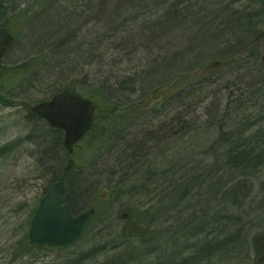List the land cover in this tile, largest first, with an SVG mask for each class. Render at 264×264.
I'll return each mask as SVG.
<instances>
[{"label":"rangeland","instance_id":"1","mask_svg":"<svg viewBox=\"0 0 264 264\" xmlns=\"http://www.w3.org/2000/svg\"><path fill=\"white\" fill-rule=\"evenodd\" d=\"M110 1L111 4L108 3L104 9H100L95 8L98 6V0H4L0 17L8 19L6 27L16 40L1 66L0 73V150L11 144L14 147L6 154H0V264H102L117 253H128L134 249L127 255L134 257V252H143L147 247L151 248L150 259L140 261L136 258L134 264H147L155 260L158 264H178L187 257L191 261L193 255H197L196 249L201 247L193 245L197 241L193 242V239L187 237L179 238L181 242L175 244L167 241L170 230L169 227L165 228L166 225L163 228L161 224L148 228L145 221L135 215L146 206L141 204L145 202L144 197L137 193L119 197L110 193L108 188L112 184L109 176L116 171L114 167L112 168L114 159L112 151L119 148L116 147L118 144L97 151L93 146L88 147L85 142L74 149L68 163L72 162L76 169L85 167L87 170L80 172L79 176L77 173L71 174L65 190V198L74 201L75 207L80 208V211L90 207L96 209L85 236L69 248L55 250L31 247L25 241L29 216L50 185L46 183L45 169L40 167V149L27 142V137L33 135L35 140V136L40 135L37 119L32 116L29 108L50 96V92L57 88L47 91L50 85L40 78L45 75L41 70L42 66L52 56V48L46 42L50 41L53 45L63 40L60 46H63L64 51L81 46L82 48L77 47L70 51L71 57L80 58L83 55L87 59L86 52L89 54L91 52L93 57L89 56L87 59L89 64L79 67L84 68L82 74L89 72L87 75L88 78L90 75L89 83L94 77L96 79L100 75L106 76L112 72L119 71L125 78L134 74L135 81H139H136L135 85L139 90L137 93L140 102L143 100L141 91L145 90L149 83L145 84L138 78L146 71L152 73L163 69L158 79L164 80L157 82L150 90L167 86L164 94L170 96L173 87L180 89L184 86L185 80L195 78L199 80L203 72L214 71L224 66H227V69L224 68L222 71L233 72L236 59L246 55L243 51L217 54L219 52L217 45L223 38L226 37L227 42L221 44L220 48L223 49L229 44L228 33L225 36L227 28L231 27L234 35L240 31L237 27V22L241 23L239 16H233L231 19L225 16L226 20L224 18L225 23L222 25V17L217 18L215 24L219 28H215L210 24L198 25L200 19L193 15L185 27L179 17L170 14L154 26L156 21L164 18V12L173 6L176 7L175 5L177 11L189 7L194 13L205 15L206 7L214 8V0H132V4L130 0L123 2L117 0L119 5L115 0ZM255 1L219 0L216 9H220V14L217 16L223 14L221 8H224L223 11L227 14L234 10L246 13L258 11L259 7ZM119 7L120 12L116 15L118 17H114L110 9ZM113 22H116L115 25ZM53 23L58 25L56 29ZM256 31H259V42L256 47L259 49L258 56L261 57L264 51V28L258 27ZM203 34H206L209 40L211 37L210 45L207 47L200 41ZM47 35L52 37L48 38ZM120 36L128 37V41L131 42L126 49H123ZM47 54L49 57L46 58ZM26 63H29V66L24 70L20 69ZM151 75L146 74L149 77ZM225 75L227 74L222 77ZM189 77L190 80H187ZM177 105L175 102L173 107ZM172 116L162 115L156 121V129L159 131L157 136L166 141L169 135L172 143L167 151L168 161L174 159L181 163L179 166H183L184 161L179 158H183L182 154H186L190 148L194 151L193 154L198 155L195 159L204 158L203 152L207 146L202 148L197 145V141H190L187 137L183 143L176 138L177 127L175 125H173L175 128L168 127ZM147 117L143 116L142 122H145ZM251 129H257V126ZM209 134L213 133L208 132L204 139H207ZM150 145L153 147V143ZM204 162L209 165L211 160ZM64 165L58 169L60 173L64 172ZM180 174L181 172H178L177 175ZM81 178L85 179L84 185L79 184ZM259 179L264 181V177L260 176ZM258 183L259 180H256L255 184ZM89 185L94 187L95 191L87 190ZM229 186L232 185L227 184L226 189ZM183 187H186V184ZM123 189L127 187L124 186ZM243 211L245 212L246 208ZM121 212L134 216V221L144 229V235L136 237L135 233L129 234L131 228H126V222L118 217ZM240 221V225L234 224L233 229L239 231L237 232L239 239L246 244L247 255L244 264H255L257 257L264 255V247L258 249L257 245L253 244L256 237L264 236V218ZM161 229L164 230L158 235ZM149 235L153 236L152 241L143 239ZM227 236L228 233L225 232L221 239L225 240ZM236 238L238 236L234 235L233 241ZM122 240L128 242L129 246L118 245ZM224 243L228 250L231 242ZM176 244L179 245L178 248L175 247ZM112 245L115 250L109 251L108 248ZM262 245L264 246V242ZM224 253L229 262L227 264H236L238 260L233 252ZM127 256L112 258L110 263L125 264ZM214 262L219 264L217 260ZM200 264L214 263L210 261Z\"/></svg>","mask_w":264,"mask_h":264},{"label":"bare ground","instance_id":"2","mask_svg":"<svg viewBox=\"0 0 264 264\" xmlns=\"http://www.w3.org/2000/svg\"><path fill=\"white\" fill-rule=\"evenodd\" d=\"M218 3L219 1H214L213 6L216 7ZM255 3L260 6L264 5V2H260L259 0H256ZM101 4L102 3H100L99 1L98 6L95 8L101 7L100 6ZM175 6L176 7L173 6L169 10L164 12V18L162 17V19L156 21V24L154 26H157V24L162 20H164L167 15L173 14L180 18V21L183 23L185 27L189 24L190 22L189 18H191V16L193 15L196 18L200 19L198 25L202 26V25L210 24L215 28H219V26L215 24L216 21L215 19L222 17L221 18L222 19L221 25H222L225 23L224 21V18L226 20L225 16L231 19L233 18V16L236 17L238 13L237 10H234L230 14L225 13V15L217 16L214 8L209 6L206 7L207 10H205L207 14L203 15L200 13H194L189 7L188 8L185 7V9H182L181 11H177L176 10L177 5ZM218 10L219 9H217V11ZM110 11L115 17L118 14V12H120V7L116 9L111 8ZM206 21H208V23ZM176 26L179 27V25ZM176 35L177 34H175V36ZM205 35L206 34L202 35L200 41L206 44L204 46L207 47L211 40V37L209 40V37ZM235 37L236 38L234 37L227 38L229 39L228 41L229 44L222 49L220 48V45L221 44L224 45L227 42L225 41L226 38H223L217 45L219 49V52L217 54H221L223 52L231 53L235 51L247 52V49L249 50L253 48V46H249L246 44L244 45L243 42H239L237 40L239 38L238 36ZM254 46L256 47L257 44ZM225 67L226 66L217 69L218 73L220 72V70H224ZM244 68L245 65H239L234 69L233 72L225 75L222 78H218L216 81L208 80L199 83L198 85L200 86L199 89L197 90L195 89L193 92L185 95L181 99L180 104L176 108H174L175 110H173L170 114L169 113L165 114L166 116L173 115L172 120L169 121L170 123L168 124V127H170V129L175 128L173 125L177 127L176 131L178 137L176 138L179 141L183 143L185 138L187 137L188 140L190 141L192 140L197 141V145L201 146L202 148L203 146H207L206 151L203 152L204 158L201 157V160H197V158L195 159V157H198V155L193 154L192 152L194 151L190 150L191 148L189 149V147H186L187 149H189V151L186 154H182L184 157V162L182 164L183 166H179L181 163L174 161V159H172V161H168V155H169L167 152L168 147L172 146L169 135L166 137V141L163 140L162 137L157 136L156 143H154L155 148L153 149L154 154H157L156 159L154 164L151 163L150 165H147V167L144 169L145 180L147 182L142 185L143 187L142 186L140 187L142 182L137 181L139 180V177L134 175L135 170L132 169V168L135 169L137 168L136 166L137 163L136 162L131 163L130 161L129 162L130 164L127 163L123 165L125 167L120 168V164H121L120 162L124 161L122 159L124 157H127V154L124 150L122 151V149L120 148H114L112 151L114 155L112 168L114 167L116 171H113L112 175L109 176L110 177L109 180L112 182V184L108 187L110 193L116 192L117 194L114 195L119 196V192L125 190V192L119 197H124L123 196L124 194H128V195H130L131 193L140 194L141 196L144 197L145 200V202L142 201L143 203L141 204H145L146 206L144 205L145 207L143 208V210L141 212H137L135 215L143 219L148 228L157 227V224L163 225L161 226V228H163L166 225L165 228L169 227L170 230L168 233L167 241H171V243L175 244L177 242L178 243L181 242L179 238L184 239V237H187L189 239H193V242L197 241L196 243H193V245L201 246L200 248L196 249L197 255L196 256L193 255L191 261L190 258L187 257L181 260L178 264H200L201 262L208 263L210 261H212L215 264L214 262L215 260H217L219 264L220 262L225 264L229 263L227 261L228 260L227 257H225L224 255L225 254L224 251H226V253L233 252L234 255L237 256L238 254L236 249L243 243L242 240L239 239V234L237 233L239 231L233 229L234 224L240 225L241 223L240 220H247V219L251 220L252 218L253 221H256L259 220L260 218L262 219L264 218V216H262V214L259 215L258 210H256V209L264 208L263 188L257 187L255 181H253L252 179L249 183L247 182V180H244L242 178L237 179L234 183L229 182L228 179L232 176L231 172L226 169L222 170L224 165L230 162L234 163V162L242 161L241 153L245 150H248L251 145L245 143L242 147L237 148V145L239 143L243 142L244 140L249 141V139L255 138L261 133H264V115L255 116L252 111H247L244 115L245 117H248V125L245 121H243L242 116H240L239 119L233 120L232 118H230L231 110L229 107L232 101L226 100L227 101L226 102L223 100V97L225 98V96L226 99L234 96V101L238 97V92H236L237 87L235 86H238L237 82L239 81V79L245 77L246 70ZM155 73L154 72L149 73L148 71H146L143 74L155 75ZM88 74L89 72L87 73V75ZM134 76H135L134 74L132 75L130 74L126 77L132 78ZM92 80L93 81L96 80L95 77ZM161 80L158 79V81L155 80L152 83H149V85H147V88L141 91L143 95L146 92H148L150 89H152L154 86H156L155 84L157 82H160ZM120 83L122 84V88H121L122 96L120 97H118L117 95L115 96L113 95L114 93L112 92L113 91L112 89L115 87V85L112 84V82L107 83V88L109 92L113 95L114 98L117 99V103L119 104L120 107H123L128 104H132L133 102H135L137 98L140 97V96L138 97L137 92L132 95L129 94L127 87L128 85L131 84L130 81L122 79ZM121 84L119 85L120 87ZM95 85L102 86L98 83H96ZM133 87L136 89V86L134 84ZM58 92L60 91L50 94V96L46 97L42 101H48ZM76 94L88 101H91L96 111L93 100L88 99L79 93ZM243 101L244 100L239 102L237 108L243 104ZM237 102H238V98H237ZM38 103H40V101L35 103L34 105ZM240 110L242 112L246 111L244 107H240ZM238 112L240 115L241 112L239 110ZM248 114H251V116H248ZM156 121L152 125H150V127L156 126ZM166 122L168 123V121ZM261 123H263V125L261 126L262 130L251 129L252 127L254 128V126H257L258 128V125H260ZM212 124H215L217 128L210 129V126ZM143 129H147L146 124L136 126L135 128L132 129L131 134L133 135L135 132L138 134V131H141ZM89 131L87 132V134L89 133ZM208 132H212L213 134L212 135L209 134V136L206 137L208 141H204L207 140L204 139V135L208 134ZM124 137L125 136L123 135L111 136L109 138V142L111 145L117 144ZM201 139L203 140L204 143L202 142ZM224 142H229V145H225ZM173 144H175V142ZM210 154L217 157L218 163H214L215 162L214 159L216 158L214 159L213 157L209 158ZM188 155H191L192 157ZM224 159H226V161H223ZM205 160H211L210 162L211 164L210 163L209 165L208 163L205 164L204 162ZM66 161H67V163L65 162L66 169L69 170L67 164H71V167L73 168L72 170L73 173H77L78 175H80V172H84L87 170V168L85 167H78L76 169V167L72 166V162L68 163L69 160ZM242 165H249V164L244 160L242 162ZM187 166L191 167V169H195L193 172L194 174L190 176L194 178L193 181L194 183L190 185L191 187L188 186L183 187L185 185L181 183L180 179L177 176L172 178L171 181H168L167 183H165L160 177L164 173L167 174L169 173V176L173 177L177 175L178 172H181L183 168H187ZM253 166L257 167V171L260 174L259 176L263 177L264 161H260L259 163H256ZM196 168H198L199 170L198 169L196 170ZM220 178H223L222 184L221 183L219 184ZM206 179L209 182H205ZM57 180L63 182L64 204L68 208L70 216L72 218H76L82 213H84L85 211H80V209L77 210L76 207L75 208L73 207L74 210H70L69 206L71 205L68 201L69 198H65V190H67V186H66L67 182H65V180H63L61 177H57ZM149 181L151 182V184ZM124 183L125 185H123L119 189L118 184L121 185ZM227 184H231L232 186H229L226 189ZM124 186H126L127 189H123ZM247 187H250V190H248L250 192L245 191ZM90 188L93 191H95L94 187L90 186ZM231 200L233 201L231 202ZM236 203H238L239 205L238 207ZM73 206H75V203L73 204ZM245 208L246 211L244 212L243 210ZM90 209L93 210V214L91 215L90 220L84 232L70 245L65 247H54V248H47V247L41 248L39 246L31 245L28 243L26 239L29 228L25 236V241L27 245L31 247H35L39 249H47V250L66 249L73 246L75 243H77L85 236L88 227L92 221V218L96 213V209L94 207H90ZM225 213L226 215H224ZM31 215L29 216V221ZM118 217L126 222V226H125L126 228H131V230H129V234L135 233L136 237H140L144 235V229L141 228L136 221H134L135 220L134 216L132 217V215H129L127 212L126 213L121 212L118 215ZM164 229H161L158 235ZM135 230L139 232H136ZM225 232L228 233V236L226 237L225 240H222L221 235L224 234ZM234 235L238 236V238H236L235 241H233ZM143 239L147 241H152L153 236L152 235L145 236ZM225 241L231 242L229 244L230 248L228 250L227 247H225V243H224ZM262 242H264V236L256 237L253 240V244L257 245L256 247L258 249H262L264 247L262 245ZM128 244H129L128 242L122 240V242L119 243L118 245L123 247ZM175 247L178 248L179 245L176 244ZM108 250L109 251L115 250L114 245L110 246ZM132 250H129L128 253H122V254L117 253L114 256L109 257V259L104 261V263L102 264H112L110 263L112 258L122 257L123 255L127 256L129 253L132 252ZM150 254H151V248L148 247L143 252L136 251L134 252V257L127 256L128 260L126 261L125 264H134V259L136 258L140 259V261H143L144 259H150L149 256ZM198 256H200V258ZM237 260L238 261H236V264H239V259L237 258ZM157 262L158 261L155 260V262H150L147 264H158ZM244 262L245 259L241 264H244ZM255 264H264V255H260L259 257H257Z\"/></svg>","mask_w":264,"mask_h":264},{"label":"trees","instance_id":"3","mask_svg":"<svg viewBox=\"0 0 264 264\" xmlns=\"http://www.w3.org/2000/svg\"><path fill=\"white\" fill-rule=\"evenodd\" d=\"M99 1L100 3H102L100 7L102 9H104L108 3L109 4L112 3V1L110 0H98V3ZM214 1H219V0H214ZM121 2L123 1L121 0ZM115 3L119 5L117 0H115ZM258 7L259 10L254 12L246 13L245 11H237L238 12L237 17L238 16L241 17V23L237 22L238 24L237 27L240 28L241 32L239 31L236 33V35H234V32L231 27L227 28L228 31H225V36L228 33V38L230 37L236 38L235 36H238L239 38L237 40L239 42H243L244 45L246 44L249 46H253L252 49L249 50L247 49V52L246 51L244 52L246 55H242L240 58L236 59L235 68L239 65H245L244 69L246 70L245 77L239 79V81L237 82L238 86H235L237 87L236 92H238V97H237L238 102H237V98L234 101V96L229 97L228 99H226V96L225 98L223 97L224 101L226 100L232 101V103H230L229 105L231 110L230 118L234 120V119H239L240 116H242L243 121H245L247 125H248V117H245L244 115L247 111L251 110L255 116L264 115V67L260 61V57L258 56L259 49L254 46L259 42L258 41L259 31H256V29L258 27H260L261 29L264 28V5L262 6L258 5ZM214 10L216 11V15L220 14V9L217 11L216 7H214ZM223 10L224 8H221V12L223 13L222 15L225 14ZM115 23L116 22H113L114 25ZM55 25L53 26L55 27L54 29H56V27L58 26ZM118 34H120V32ZM47 37L49 38L52 36L47 35ZM127 38L128 37L120 36V41L122 42L121 44L123 45V49H126L127 46L130 45L131 43L128 41ZM46 43L47 45L50 44L49 47L52 48V52H51L52 56L49 57V54L46 55V58L49 57L48 61L41 68L42 72H44L45 75L40 76V78L44 79L43 80L44 83L50 85L49 87H47V91L52 90L54 87H57L56 89L52 90L50 94L61 90H68L72 93H79L82 96L94 101L96 108L94 122L89 133L86 135L85 138L81 140V142H85L88 147L93 146V148L97 151H101V150L103 151L105 150V147L109 148V146L113 147L114 145H116V144L113 145L110 144L109 138L111 136H119V135L125 136L123 139L119 141V143H117L118 145L116 146L122 149V151L124 150L127 154V157H124L122 159L124 161L120 163L122 164V167H124L123 165L127 163L130 164L129 163L130 161L131 163L134 162L137 163L136 165L137 168L136 169L132 168V169L135 170L134 175L139 177V180L137 181L142 182L140 187L147 182L145 180L144 169L147 167V165H150L151 163L154 164L157 155L154 154L153 149L155 148L154 143L156 142L157 139L156 137L159 131H157L156 126L150 127V125H152L156 120H158L159 116L162 115L166 116L165 114L167 113L170 114L173 110H175L174 108H176L181 102L179 101L180 99H182L185 95L191 93L192 90L194 91L195 89L197 90L200 88V86H198L199 83L208 80L215 81L218 78H221L222 75L228 74L230 72L227 71L226 73L220 70V72L218 73L217 69L214 71L203 72L200 74L199 80H197V78L190 80L189 77L186 79L190 81L185 80L184 81L185 84L182 88L177 89L176 87L175 88L173 87L170 96H167L169 94H164L167 88L166 86L158 90H154V89L149 90L147 93H145L142 96L143 100L141 99L142 100L141 102L139 101L140 100L139 98L136 99L135 102H133L132 104L125 105V107H120L119 104L117 103V99L113 97V95L114 96L117 95L118 97L122 96V89H121L122 84L120 83V81L122 79H125L131 82V84L128 85L127 90L129 94L132 95L139 91L137 88L135 89L133 87V84L135 85V82L138 80L135 81L134 77L125 78L118 71V72L108 73L106 76H104V74L100 75L96 78V80L92 81V83H89V78L87 74H82L84 72L82 69H84L83 66L85 65V63L86 65L89 64L87 62V59L89 58V56L92 57L91 52L90 54L89 52H86V55L88 54L87 59H85L86 57L83 55L80 56L81 58L80 59L79 57L70 56V54H72L70 53L71 50L76 49L77 47L82 48L81 46L79 47V45L73 49H70V51H64L63 46H60V44L63 43V40L54 43L53 45L52 42L50 41ZM81 65L83 66L79 68ZM27 66H29V63H26L20 69H24V68L26 69ZM225 69H227V66L225 67ZM162 70L163 69L154 71V73L156 72L155 75H151L150 77L146 76V74H143L138 79H140V81H142L145 84L152 83L156 79V77L157 78L161 77ZM216 75L217 78H215ZM110 82H112V84L115 85V87L112 89L113 90L112 92L114 93L113 95L109 92L107 88V83ZM96 83L102 86H97L95 85ZM120 84L121 87L119 86ZM242 100H244L243 104L237 108L239 102H241ZM175 102H177L178 105L176 107H173V104ZM240 107H244L246 111L242 112L240 110ZM238 110L241 112L240 115ZM145 115H147L148 117L146 118L145 122H142L143 116ZM36 123L39 124L40 135L35 136V140H34V136L31 135V137H27V141L30 142L31 144L33 143L32 145L40 149V167L45 169L46 174L44 176L45 179H47L46 183L47 184L52 183L54 180L57 179V177H61L63 180H65V182L68 183L69 176L73 174L72 171L73 168L71 167V164H67L69 170L66 169V167H64L63 173H60L58 170L60 169V167L62 168L66 160H70L71 158V156L67 155V153L63 148L62 133L50 129L41 120L37 119ZM142 124H146L149 127L147 129L138 131V134L135 132L132 135L131 134L132 129ZM262 125L263 123L258 125L257 130H262L261 129ZM214 128L216 129L217 127L215 124H212L210 126V129H214ZM152 143H153V147L152 145H150ZM245 143L251 145L248 150H245L241 153L242 161H238L234 163L230 162L226 165L223 164L224 167L222 170L226 169L231 172L232 176L228 179L229 182L234 183L237 179L240 178L247 180L248 183L251 181V179L253 181L259 180L257 187L263 188L264 190V182H262V180L259 179L260 174L257 171V167L253 166L256 163H259L260 161H264V133H261L255 138L249 139V141L244 140L243 142L237 145V148L242 147ZM224 144L229 145V142H224ZM13 148L14 147L11 144V146L1 149L0 154H6ZM188 156L192 157L191 155ZM212 157L213 159L216 158L214 159L215 161L214 163H218L217 157L210 154L209 158ZM182 160L184 161V157L182 158ZM244 160L249 165H242V162ZM223 161H226V159H224ZM189 166H187V168L182 169L180 176L175 175L173 177H170L169 173L168 174L164 173L160 177L165 183H167L168 181H171L172 178L177 176L183 185L186 184V186L191 187L190 185L194 183L193 182L194 178L190 176L194 174L193 172L195 169H191V167ZM197 169L198 168H196V170ZM222 180L223 178H220L219 184L220 183L222 184ZM205 182H209V181L206 179ZM79 184L84 185L85 179L81 178ZM69 185H71V183H69ZM123 185H125V183L121 185L118 184V188L120 189ZM87 190H91L90 185L89 188H87ZM248 190H250V187H247L245 189V191L250 192ZM124 192L125 190L119 192V196H121ZM112 194L114 195L117 193L113 192ZM133 194L134 193L130 195L124 194L123 196H127V195L131 196ZM68 201L71 205L69 206L70 210H74L76 204L75 206H73V204L75 202L70 199H68ZM236 205L237 207L239 206L238 203H236ZM79 209L77 208V210ZM256 210H258L259 215L262 214V216H264V208L262 209L260 208ZM236 251L238 254L237 258L239 259V264H241L244 259L246 260V255H247L246 244L242 243L236 249ZM198 257L200 258V256Z\"/></svg>","mask_w":264,"mask_h":264},{"label":"water","instance_id":"4","mask_svg":"<svg viewBox=\"0 0 264 264\" xmlns=\"http://www.w3.org/2000/svg\"><path fill=\"white\" fill-rule=\"evenodd\" d=\"M12 40V36L0 30V63ZM31 112L52 129L63 132V145L69 154L73 152L74 145L87 134L95 115L91 101L68 91H62L48 101H41L31 108ZM63 193V182L56 180L41 197L30 217L26 236L29 244L41 248L65 247L84 232L93 210L88 209L78 217L72 218L64 204Z\"/></svg>","mask_w":264,"mask_h":264},{"label":"flooded vegetation","instance_id":"5","mask_svg":"<svg viewBox=\"0 0 264 264\" xmlns=\"http://www.w3.org/2000/svg\"><path fill=\"white\" fill-rule=\"evenodd\" d=\"M2 8L0 9V12H1ZM8 19L7 18H2L0 17V29H5L9 34L12 35V33L9 31V29L6 27V21ZM136 232H139L137 230H135Z\"/></svg>","mask_w":264,"mask_h":264}]
</instances>
